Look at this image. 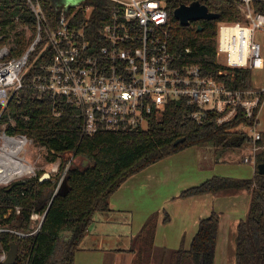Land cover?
Wrapping results in <instances>:
<instances>
[{"label":"trees","instance_id":"obj_1","mask_svg":"<svg viewBox=\"0 0 264 264\" xmlns=\"http://www.w3.org/2000/svg\"><path fill=\"white\" fill-rule=\"evenodd\" d=\"M35 1V0H34ZM42 6L48 23L56 27L60 10L65 0H36ZM193 0H169V49L176 56V66L197 65L202 72L230 88H252V71L245 68H228L217 62V37L220 23L241 21L243 16L234 0H199L211 12L219 13L218 19L191 21L181 25L174 17V10L181 3ZM253 7L264 13V0H255ZM89 12H85L86 7ZM116 3L111 0H82L78 5L66 8L71 16V26L80 27L87 21L86 32L91 39L99 37V29L109 21ZM73 12H76L73 16ZM15 24L12 57L21 56L33 42L38 31V22L28 0H0V47L8 43L7 32ZM202 27V29H199ZM44 39L37 47L44 45ZM9 44V43H8ZM190 49L189 52L186 49ZM34 55L32 56V59ZM31 59V60H32ZM45 60L35 62L31 71ZM226 70L225 74H220ZM30 71V72H31ZM55 109L62 111L55 115ZM196 105L186 100H171L160 112L149 117L147 128L128 130H102L93 135L82 133L79 109L67 104L61 97L47 95L39 97L29 82L24 79L23 87L12 97L2 122L12 134H24L46 149L45 160L54 163L65 154L73 153L89 161L86 167L73 165L66 170L69 190L57 195L49 206L59 183L54 176L40 181L35 176L17 179L7 186L0 185V253L6 252L13 243L18 252L15 264H75V255L93 221L95 213L110 209V197L131 176L147 167L174 155L190 146L214 143L224 153L251 138L241 124H250L243 114L224 124L216 122L215 113H208L202 123L192 117ZM185 140L175 144L178 138ZM261 150L257 153L255 173L252 178L212 176L204 182L183 190L181 197H193L207 193L235 192L247 190L251 193L248 215L241 220L236 235V264H264V174L257 166L264 162V132L257 141ZM94 165V167H93ZM66 161L62 160L60 170ZM19 208V212H17ZM45 219L39 231L40 221L32 219L38 213ZM220 213H212L199 220L198 230L189 249L183 245L177 249L157 248L155 236L158 212L151 214L136 240L142 243L137 264L155 257L157 264H214L220 227ZM169 216L166 215L165 221ZM0 264H3L0 261Z\"/></svg>","mask_w":264,"mask_h":264},{"label":"built area","instance_id":"obj_2","mask_svg":"<svg viewBox=\"0 0 264 264\" xmlns=\"http://www.w3.org/2000/svg\"><path fill=\"white\" fill-rule=\"evenodd\" d=\"M111 1L116 3V8L99 29V37L93 40L86 32L87 21L80 27L71 26V16L66 11L69 6L65 2L57 26L52 27L40 3L28 0L38 22L35 39L18 57L10 56V44L0 47V151H6V155L0 153V185L7 186L23 176L36 175L35 166L20 156L32 139L9 133L2 122L10 100L23 87L27 75L39 97H61L79 109L83 134L147 128L155 110L160 112L171 100L184 99L196 105L191 117L198 123L211 112L215 113L218 124L243 114L252 123L241 124L239 128L251 132L248 134L253 154L260 148L258 118L264 103V86L230 88L205 75L197 65L176 66V56L169 49L168 40L169 0ZM234 1L243 19L220 23L216 58L228 68L250 69L253 79V72L264 69V13L253 7L255 0ZM89 10V6L84 9ZM221 25L235 27L220 31ZM3 36L0 33V38ZM43 39L44 45L37 50ZM40 59L45 62L31 71ZM219 73L225 74L226 70ZM61 114V110L55 109L56 116ZM19 143L15 159L17 166L24 170L7 177V166L11 163L5 158L11 156L9 151ZM243 161L256 165L257 160L249 155ZM42 217L32 214L34 220L41 221ZM35 232L19 234L26 236ZM6 258L7 252L2 249L0 261L3 263Z\"/></svg>","mask_w":264,"mask_h":264},{"label":"crops","instance_id":"obj_3","mask_svg":"<svg viewBox=\"0 0 264 264\" xmlns=\"http://www.w3.org/2000/svg\"><path fill=\"white\" fill-rule=\"evenodd\" d=\"M224 155L222 151L219 160ZM170 159H173L174 165L169 162ZM185 159L178 153L171 155L127 179L111 195L110 209L95 213L76 252L75 264H134L141 250V242L136 240V236L148 217L160 207V202L166 204L172 200L178 206V195L182 190L213 176L212 171L201 168L198 157L194 162ZM191 169L192 173L187 174ZM183 172L185 177H182ZM187 201L196 203L186 214L190 218L183 221L185 212L181 210L179 222L174 226L177 230L172 233L170 217L168 221L164 217V221L157 226L155 246L177 249L182 241L187 246L197 233L199 220L215 210L221 217L214 264H236L237 227L248 215L251 193L247 190L222 191L193 196Z\"/></svg>","mask_w":264,"mask_h":264},{"label":"rangeland","instance_id":"obj_4","mask_svg":"<svg viewBox=\"0 0 264 264\" xmlns=\"http://www.w3.org/2000/svg\"><path fill=\"white\" fill-rule=\"evenodd\" d=\"M82 0H65V5L68 7L70 5H78L80 4ZM20 24H15L11 29L8 30L7 36H10V39L8 43L10 45H14L15 38L11 37L13 34H15L16 31L21 30ZM253 85L254 86H264V69L261 71H255L253 72ZM259 120L260 123L258 124V130L261 132H264V106L259 114ZM246 130V129H245ZM247 131V130H246ZM247 133H251L247 131ZM250 136V135H249ZM32 141V140H31ZM252 143L246 142L242 146H237L231 150H229L227 153L225 152V155L222 159L219 160L217 158L220 154L221 156V149H217L215 144L212 143H205L201 146H190L187 148H184L183 150L179 151V156L183 155L185 161L191 162L195 161V158L198 157V160H200L201 168L212 171L213 176H225V177H231V178H242V179H248L253 177V172L255 171V164L254 163H246L243 161V157L245 156H253V158L256 159L257 153L261 150V147L254 152L252 151ZM45 154L46 149L44 147H41L40 145L36 144L35 142H29L27 145V151L24 153H21L20 156H23L25 160L29 163H31L36 168V175L41 172L43 173H50L51 177L54 176L55 179L60 180L65 176L67 168L71 167L73 165H79L83 168L82 164L85 162V167L89 165L88 160H84L81 156H75L73 153L65 154L62 157V160L66 161L65 169L62 171L60 170L62 166V160H58L54 163H48L45 160ZM177 154V153H175ZM185 154V155H184ZM191 156V157H189ZM189 157V158H188ZM173 158V157H172ZM72 160L70 166L68 167V164ZM169 160V159H168ZM173 159H170L169 162ZM185 164H188V163ZM172 165H174L172 163ZM193 168V166H190ZM192 169L188 171L187 174H191ZM182 177L186 176V173H182ZM24 177V176H23ZM195 186V185H194ZM188 188V187H187ZM185 188V189H187ZM184 189V190H185ZM183 191V190H182ZM181 194V193H180ZM180 196V195H178ZM191 197H181L178 200V203H180L178 206L175 202L172 200L170 202H167L166 204H159V208H156V210L153 213L158 212V223H162L164 220V217L168 215L170 217V231L174 233L176 229H174V226L178 224L179 222V215L181 210L185 212V216H183V221L186 218H190L186 216L190 212L192 208H194V205L196 204L193 201H187L190 200ZM162 205V206H161ZM152 213V214H153ZM37 221H40V218L37 219ZM168 226V223H165ZM163 228V227H162ZM187 246L185 245V242H181V245L184 246L185 249H189L191 246V242H187ZM142 245V243H141ZM142 247V246H141ZM181 247V246H180ZM146 259L142 262V264H157V259L155 257L150 258V252H147ZM139 257H136L134 264H137V260ZM141 264V263H138Z\"/></svg>","mask_w":264,"mask_h":264},{"label":"water","instance_id":"obj_5","mask_svg":"<svg viewBox=\"0 0 264 264\" xmlns=\"http://www.w3.org/2000/svg\"><path fill=\"white\" fill-rule=\"evenodd\" d=\"M174 17L179 20L181 25L187 26L191 23V21L201 20V19H218L220 17L219 13L211 12L207 6L202 4L199 0H193L189 4L187 3H181L175 10H174ZM199 29H202V27H199ZM185 140L184 137L178 138L175 141V144H179ZM222 151V150H221ZM220 157V154L217 158ZM85 166V162H84ZM94 167V165H93ZM69 169V168H68ZM258 172L260 174H264V162L259 163L257 166ZM66 174V173H65ZM51 178L50 173H43L40 177V181H44ZM69 190V185L67 182L66 176H64L60 182L57 185V188L53 194V197L51 199V202L49 206L51 205L53 199L59 195V194H65ZM47 211L42 217V220L39 223L38 228L36 229L37 233L39 229L41 228V225L45 219ZM18 247L16 243H13L10 247V249L7 252V258L3 262V264H15L16 257H17Z\"/></svg>","mask_w":264,"mask_h":264},{"label":"bare ground","instance_id":"obj_6","mask_svg":"<svg viewBox=\"0 0 264 264\" xmlns=\"http://www.w3.org/2000/svg\"><path fill=\"white\" fill-rule=\"evenodd\" d=\"M20 143L19 145H17V147L13 148L12 150L9 151V153H11L10 155L13 156V158L11 156H9L8 158H5V161H9V163H11V165L7 166V168H9V170L7 171V177H10L12 173H17L19 171H23L24 169H20L19 166H17V161H16V156L20 150ZM0 153H2L3 155H6V151L5 150H1ZM12 160H11V159Z\"/></svg>","mask_w":264,"mask_h":264},{"label":"clouds","instance_id":"obj_7","mask_svg":"<svg viewBox=\"0 0 264 264\" xmlns=\"http://www.w3.org/2000/svg\"><path fill=\"white\" fill-rule=\"evenodd\" d=\"M229 27H235V26H232V25H221L219 30L223 31V30H225L226 28H229Z\"/></svg>","mask_w":264,"mask_h":264},{"label":"flooded vegetation","instance_id":"obj_8","mask_svg":"<svg viewBox=\"0 0 264 264\" xmlns=\"http://www.w3.org/2000/svg\"><path fill=\"white\" fill-rule=\"evenodd\" d=\"M82 166L85 167V166H84V163L82 164Z\"/></svg>","mask_w":264,"mask_h":264}]
</instances>
